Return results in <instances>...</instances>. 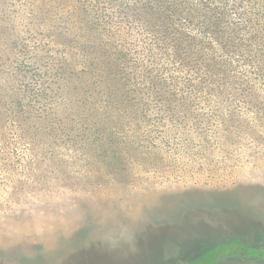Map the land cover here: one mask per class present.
<instances>
[{
	"label": "rangeland",
	"instance_id": "374dc122",
	"mask_svg": "<svg viewBox=\"0 0 264 264\" xmlns=\"http://www.w3.org/2000/svg\"><path fill=\"white\" fill-rule=\"evenodd\" d=\"M131 97L59 110L45 170L0 128V264H264V102Z\"/></svg>",
	"mask_w": 264,
	"mask_h": 264
},
{
	"label": "trees",
	"instance_id": "16d2710c",
	"mask_svg": "<svg viewBox=\"0 0 264 264\" xmlns=\"http://www.w3.org/2000/svg\"><path fill=\"white\" fill-rule=\"evenodd\" d=\"M214 92L264 102V0H0V128L24 136L22 170L49 166L39 147L54 142L59 110Z\"/></svg>",
	"mask_w": 264,
	"mask_h": 264
}]
</instances>
